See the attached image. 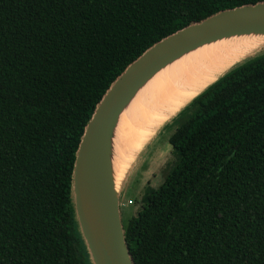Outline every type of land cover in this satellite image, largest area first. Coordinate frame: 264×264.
<instances>
[{
  "label": "trees",
  "instance_id": "obj_1",
  "mask_svg": "<svg viewBox=\"0 0 264 264\" xmlns=\"http://www.w3.org/2000/svg\"><path fill=\"white\" fill-rule=\"evenodd\" d=\"M258 2L0 0V264H91L71 171L96 104L152 44ZM180 117L175 161L123 225L133 264H264V53Z\"/></svg>",
  "mask_w": 264,
  "mask_h": 264
},
{
  "label": "water",
  "instance_id": "obj_2",
  "mask_svg": "<svg viewBox=\"0 0 264 264\" xmlns=\"http://www.w3.org/2000/svg\"><path fill=\"white\" fill-rule=\"evenodd\" d=\"M249 34L264 35V2L219 11L165 36L128 64L104 92L84 126L71 171L74 219L91 264H133L107 154L123 107L158 70L183 54L222 38Z\"/></svg>",
  "mask_w": 264,
  "mask_h": 264
},
{
  "label": "bare ground",
  "instance_id": "obj_3",
  "mask_svg": "<svg viewBox=\"0 0 264 264\" xmlns=\"http://www.w3.org/2000/svg\"><path fill=\"white\" fill-rule=\"evenodd\" d=\"M263 52L264 35L222 38L183 54L138 88L108 139L113 192L121 191L140 153L162 127L226 73Z\"/></svg>",
  "mask_w": 264,
  "mask_h": 264
},
{
  "label": "rangeland",
  "instance_id": "obj_4",
  "mask_svg": "<svg viewBox=\"0 0 264 264\" xmlns=\"http://www.w3.org/2000/svg\"><path fill=\"white\" fill-rule=\"evenodd\" d=\"M264 53V52H263ZM182 117L166 124L146 145L119 192V212L122 225L134 216L141 206V197L146 188L156 189L175 158L168 144V137Z\"/></svg>",
  "mask_w": 264,
  "mask_h": 264
}]
</instances>
